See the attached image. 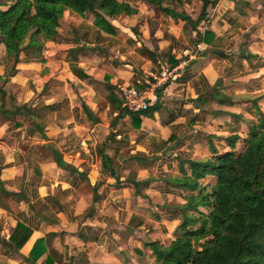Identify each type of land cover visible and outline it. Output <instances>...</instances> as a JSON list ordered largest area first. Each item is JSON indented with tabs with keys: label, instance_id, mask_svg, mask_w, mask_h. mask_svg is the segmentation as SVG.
Instances as JSON below:
<instances>
[{
	"label": "crops",
	"instance_id": "obj_1",
	"mask_svg": "<svg viewBox=\"0 0 264 264\" xmlns=\"http://www.w3.org/2000/svg\"><path fill=\"white\" fill-rule=\"evenodd\" d=\"M211 2L197 29L143 0H132L135 14L107 19L115 29L113 35L96 24V17H80L68 10L65 23L70 30L44 42L42 49L23 51L18 63L0 43V264H102L105 252L111 254L115 247L129 244L134 230L144 224L141 201L151 203L156 198L153 193L180 198L186 194L167 179L180 175L182 167L191 173L188 161L209 157V136L217 134L206 133L208 127L219 116L225 117L228 108L249 105H234V97L238 100L243 98L240 94L258 92L248 87L236 89L241 86L237 83L232 89L226 79L249 68L245 75H262L257 86L264 87V2ZM200 4L202 10V2L197 7ZM141 6L152 15H137ZM185 12L181 15L197 21L188 9ZM131 19L135 22L128 30L136 39L144 37L141 29L146 22L149 25L146 38L152 48L141 44L136 49L143 58L140 63H148V71H156L163 58L170 63L186 59L189 64L147 114L119 117L122 102L117 85L126 82L141 88L146 76L143 69L132 68L127 58L121 60L109 50L127 37V33L121 36L122 20ZM248 32L250 44L242 45ZM207 33L214 37L205 42ZM132 37L126 41L130 48L136 44ZM106 40L108 46L103 47ZM120 52L123 55V49ZM244 52L257 57L249 62L242 58ZM124 64L129 67L110 70H119ZM72 67L88 78L77 76ZM214 87L232 106L219 104ZM105 143L114 175L103 168L100 152ZM173 152L178 154L173 156ZM165 169L178 175L169 176ZM140 173L145 176L137 179ZM134 180L140 186H135ZM212 181L209 177L202 183ZM160 212L151 213V219L157 224L167 221L162 229L167 234L179 214L167 206ZM125 216L128 223L123 230L110 227ZM18 225L31 231L22 246ZM177 226L171 228L173 236ZM13 234L15 240H11ZM154 242L161 244L154 238L141 247L129 245L139 264L156 258L150 247ZM171 242L165 240L161 245L168 247ZM120 255L126 258V253ZM153 264H158L156 259Z\"/></svg>",
	"mask_w": 264,
	"mask_h": 264
},
{
	"label": "trees",
	"instance_id": "obj_2",
	"mask_svg": "<svg viewBox=\"0 0 264 264\" xmlns=\"http://www.w3.org/2000/svg\"><path fill=\"white\" fill-rule=\"evenodd\" d=\"M143 1L188 21L194 29L206 18L212 4L211 0H201V14L197 21H193L164 6L172 0ZM68 10L80 17L94 15L96 24L110 35L115 33V29L105 16L116 18L136 12L132 0H0V43L5 46L8 57L18 63L23 51L42 49L44 42L55 39L60 17ZM41 33L44 34L43 39ZM207 37L214 35L207 33L205 42ZM25 40L27 43H24ZM256 57L246 52L242 55L249 62ZM72 70L77 76L88 78L77 68L72 67ZM213 90L220 99L219 104L232 106L225 97L221 99L223 95L217 87ZM262 98L252 100L246 111L252 119L230 113L236 125L231 127L227 136H209L211 155L188 161L191 173L182 167L180 175L167 179L181 192L196 194L188 206L195 215L190 216L184 209L173 208L179 217L183 214L175 231V240L168 247L158 242L150 243L158 264H264V112L259 105ZM124 113L127 112L120 110L119 117ZM239 123L245 124L246 132H239ZM111 138L112 135L109 140ZM106 147L105 143L100 152L103 168L114 175L113 160L104 152ZM60 164L64 166L62 162ZM209 177L213 181L204 185L202 181ZM133 183L140 186L135 180ZM184 196L182 194L181 198ZM202 207L211 211L203 213L200 211ZM16 230L22 237L19 242L22 246L31 236V231L22 225H18ZM15 237L13 234L11 240ZM193 242L199 250L193 248Z\"/></svg>",
	"mask_w": 264,
	"mask_h": 264
},
{
	"label": "clouds",
	"instance_id": "obj_3",
	"mask_svg": "<svg viewBox=\"0 0 264 264\" xmlns=\"http://www.w3.org/2000/svg\"><path fill=\"white\" fill-rule=\"evenodd\" d=\"M254 2V0H253ZM167 6V5H164ZM230 6V5H229ZM256 7H259L260 5L256 4ZM135 7V6H133ZM97 11H100L99 9H97ZM101 15H104L103 12H101ZM137 15H146V16H151L152 14L147 12L146 9L141 6L140 7V11L137 13ZM67 16V13L64 14V16L60 17V27L56 28V32L59 33L61 36H63L65 34L66 30H70L69 29V25L65 23V18ZM105 19H108L107 16H105ZM119 19V17H118ZM135 22V19H131V20H127V21H123L122 23L125 25L122 30H121V36H123V33H127V37H132V33L128 30V27ZM111 23L115 24L116 20L113 19L111 20ZM117 27H120V25H117ZM148 27L149 25L146 24L144 25V27H142L141 31L144 33V37H142L141 39H136V37H132V39L136 40V44L133 47H128L126 41H127V37H123V39H119V43L115 44V46L111 49H109L110 51H115L116 56H120L121 60L127 58V60L129 61V64H131L132 68H136L138 70L143 69V71L145 72L146 76H151L152 72L148 71V63L144 62L143 64H141L140 62L143 61V58L140 57L136 51L137 48L140 47L141 44H145L147 45L149 48H152L151 43L149 42V40L146 38L147 37V33H148ZM163 29V26H162ZM245 30H247L245 28ZM173 32L176 31V29H172ZM160 32H157V36H160ZM102 35H106L104 33H102ZM196 33L193 32L192 36H195ZM44 38V34L41 33V39ZM24 43H27V40L24 41ZM87 43V42H84ZM80 46H84V44H81ZM103 47H107L108 46V41L106 40L105 43L102 45ZM165 45H161V48H164ZM21 47H23V44L21 45ZM123 49V55H121L120 50ZM183 54V53H181ZM179 58V55L178 57ZM109 59H114V57H110ZM184 63H187L186 61ZM184 63H181L178 67V69H173V71H179V69H182L184 67ZM129 64H124L122 65L121 69H116V68H111L110 70L112 72H118V71H122L123 69H127L129 67ZM165 68V72L163 74H161L160 76L157 77L158 83L156 85H152L151 88L148 90V93H150L152 90H154L156 87H159V83L162 82V80L167 79L168 75H171V73L168 72L167 70V65H162ZM119 78V76L117 77ZM146 78V77H145ZM111 83L115 84L116 80L113 79L111 81ZM118 87H123L125 89H127L128 85L125 82L123 85H117ZM146 93V95L148 94ZM261 111H264V101H261ZM247 115V114H245ZM128 119L127 116L124 117V120L126 121ZM159 119V117H158ZM139 133H137L138 135ZM221 135H224V133H221ZM134 142V141H133ZM157 144L160 143V137L157 136ZM145 147H149V145L146 143ZM179 151H184L179 150ZM178 153L173 152L172 155L175 156ZM198 155L195 154L193 155L192 158H196V156ZM165 173H167L169 176H175L178 175V173L176 172H169L168 169H165ZM127 175V173H125V176ZM155 175V173H154ZM145 176V173H140V175L137 177V179H141ZM154 197L151 203H148L147 201H141V205L143 207V209H145V211L143 213H141V215L144 216V224L139 227L136 228L134 230V235L131 238L129 244H121L120 246H117L113 249L112 253H108L105 252L104 256L100 258L102 264L104 261L110 259L112 261V264H139L138 258L131 252L130 249V244L134 247H141L142 244L145 241L151 240V239H159L161 241V244L164 243L165 240H168L169 242H171L172 240H175V236L172 235V231L171 228H174L176 225H178L182 219H183V214H181V216L176 219L173 220L171 222L170 225V230L168 231L167 234H164L162 232V229L167 225V221H164L162 223L157 224L154 220L151 219V213H155V212H160V209L167 206L168 208H181L184 209L188 215H195V213L191 210H189L188 206L190 203V199L192 197H195V193H191V194H185L184 198L181 199L180 196H171V197H159L158 194L153 193L152 194ZM123 212L127 211V208L122 209ZM200 211L203 213H207L209 211H211V209L208 208H200ZM160 215L163 217L165 215V212H160ZM86 223H95V221H86ZM128 223V218L125 216L122 219L117 220L116 223L110 225L111 228L116 229V230H123L125 228V226ZM198 226V225H197ZM108 227V226H106ZM150 230H154V232H150ZM116 241L120 240L119 235H114L113 237ZM67 242V241H66ZM193 248L194 249H198V246L196 245L195 242H193ZM101 251H103V248H101ZM121 253H126V258L125 256H121ZM69 254H73L71 253V251L69 250ZM150 254V253H149ZM151 255V254H150ZM120 257L119 259H117V257ZM89 259H91V255L89 256ZM155 257L153 256L151 260H149L147 262V264H153V261H155Z\"/></svg>",
	"mask_w": 264,
	"mask_h": 264
},
{
	"label": "rangeland",
	"instance_id": "obj_4",
	"mask_svg": "<svg viewBox=\"0 0 264 264\" xmlns=\"http://www.w3.org/2000/svg\"><path fill=\"white\" fill-rule=\"evenodd\" d=\"M202 2L201 0H172L170 2H168L167 8L173 10L175 13H177L178 15H181V13L185 14V9H188V11L196 16L199 17L201 14V4L197 7V3ZM259 2H264V0H259ZM133 4V3H132ZM164 12V11H162ZM95 17L92 14H88V18H93ZM190 17V16H189ZM261 18V17H260ZM250 24V22H249ZM251 31V29H250ZM250 33H245L243 36V39L241 40L242 45L246 44H250V41L252 38H250ZM260 40V38H257ZM50 41V40H49ZM264 53V52H263ZM163 63H168L169 65H173V63H170L168 60H165L163 58V60L161 61ZM228 65V61L226 60V66ZM243 69L241 72L239 73H232L228 78L230 79H226V81L228 82L229 87H231L233 89L232 84L233 83H237V84H241L242 85H247V86H238L236 89H241L242 91H245L246 88H252L253 90H257L258 92L256 94H253L254 92H252L251 94L245 93V94H240V98L238 100H236L237 98L234 97L233 99V104L237 105V104H245V103H249V105L247 106H241L240 108H228L229 110L225 113H227L226 115H224L225 117L219 116L217 119V121H215L211 127H208V129L206 130V133H210V134H217V136H227L230 133V129L231 127L235 126L236 124L233 122L230 113H237V114H241L243 115L244 118L246 119H252V115L248 112H246V110L249 108V106L251 105L252 100L256 99V98H262L264 96V87H259L257 86L258 83H260V77H262V75H245L247 73V71H249V68ZM153 72V71H152ZM263 83V82H262ZM261 101H264V98H262L259 102V105L261 107ZM212 109H216L215 107H213ZM211 109V110H212ZM264 112V111H263ZM247 114V115H245ZM129 115V114H128ZM220 125V126H218ZM237 127L239 128V132H246L247 131V127L245 126L244 123H239L237 125ZM221 133H224V135H221Z\"/></svg>",
	"mask_w": 264,
	"mask_h": 264
},
{
	"label": "built area",
	"instance_id": "obj_5",
	"mask_svg": "<svg viewBox=\"0 0 264 264\" xmlns=\"http://www.w3.org/2000/svg\"><path fill=\"white\" fill-rule=\"evenodd\" d=\"M187 63H184V62ZM184 63V67L179 69V71H173V69H178L179 65ZM188 61L186 59H181L175 65H169L168 63L160 62L159 68L152 72L151 76H145L142 87L137 88L133 86H128L127 89L120 87V98L122 102V109L125 110L130 115L144 114L147 113L152 108L156 107L161 100L162 91L172 82L176 81L181 72L188 67ZM162 65H167V70L171 75H168L167 79L162 80L159 83V87H156L150 93L148 90L152 85L158 83L157 77L165 72V68ZM146 93H148L146 95Z\"/></svg>",
	"mask_w": 264,
	"mask_h": 264
}]
</instances>
